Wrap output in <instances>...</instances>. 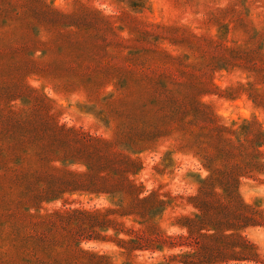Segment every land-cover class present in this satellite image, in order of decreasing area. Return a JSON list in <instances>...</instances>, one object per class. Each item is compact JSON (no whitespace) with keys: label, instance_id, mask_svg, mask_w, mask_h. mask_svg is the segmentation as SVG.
Segmentation results:
<instances>
[{"label":"rangeland","instance_id":"rangeland-1","mask_svg":"<svg viewBox=\"0 0 264 264\" xmlns=\"http://www.w3.org/2000/svg\"><path fill=\"white\" fill-rule=\"evenodd\" d=\"M264 264V0H0V264Z\"/></svg>","mask_w":264,"mask_h":264},{"label":"trees","instance_id":"trees-1","mask_svg":"<svg viewBox=\"0 0 264 264\" xmlns=\"http://www.w3.org/2000/svg\"><path fill=\"white\" fill-rule=\"evenodd\" d=\"M184 264H186V263H184Z\"/></svg>","mask_w":264,"mask_h":264}]
</instances>
